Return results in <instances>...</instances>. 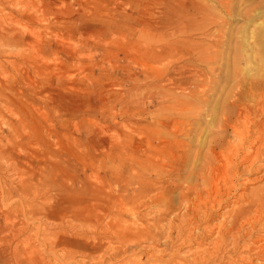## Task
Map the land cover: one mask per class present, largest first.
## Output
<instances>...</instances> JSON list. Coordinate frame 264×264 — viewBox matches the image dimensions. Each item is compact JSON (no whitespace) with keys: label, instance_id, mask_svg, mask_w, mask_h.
Instances as JSON below:
<instances>
[{"label":"rangeland","instance_id":"1","mask_svg":"<svg viewBox=\"0 0 264 264\" xmlns=\"http://www.w3.org/2000/svg\"><path fill=\"white\" fill-rule=\"evenodd\" d=\"M183 5L0 0V264H15V251L20 264H100L110 251L131 264L165 248L149 218L214 141L215 100L233 88L223 77L245 26L227 21L232 42L216 50L204 94L173 90ZM190 92L207 103L174 102Z\"/></svg>","mask_w":264,"mask_h":264},{"label":"bare ground","instance_id":"2","mask_svg":"<svg viewBox=\"0 0 264 264\" xmlns=\"http://www.w3.org/2000/svg\"><path fill=\"white\" fill-rule=\"evenodd\" d=\"M181 1L185 26L177 25L178 40L172 49L177 63L173 90L184 91L189 83L195 94H204L208 75L218 68L210 66L218 56L216 50L232 42L223 32L227 21L238 19L245 26L233 49V71L223 77L224 84L232 83L233 88L215 100L222 120L216 127L205 125L215 130L214 141L205 144L183 187H164L163 214L149 218L153 220L149 231L163 240L165 248L155 252L144 248L131 264H264V19L260 20L264 0ZM250 25L254 30L248 32ZM149 56L161 59L163 53L157 50ZM192 94L174 102L179 107L194 100L207 103V98L194 99ZM172 168L184 167L179 160ZM173 190L177 203L168 193ZM41 224L36 231L44 239L49 227L40 229ZM16 254L14 262L20 264ZM104 255L107 260L102 257L100 264H114L121 253Z\"/></svg>","mask_w":264,"mask_h":264}]
</instances>
